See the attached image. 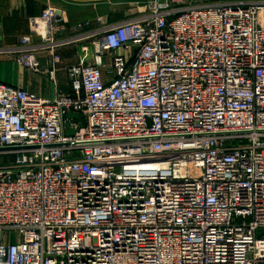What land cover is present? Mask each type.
Instances as JSON below:
<instances>
[{
	"label": "built area",
	"instance_id": "2783aa9c",
	"mask_svg": "<svg viewBox=\"0 0 264 264\" xmlns=\"http://www.w3.org/2000/svg\"><path fill=\"white\" fill-rule=\"evenodd\" d=\"M189 1L68 40L46 7L4 51L93 54L67 95L0 83V264H264V7Z\"/></svg>",
	"mask_w": 264,
	"mask_h": 264
},
{
	"label": "crops",
	"instance_id": "0c3cea01",
	"mask_svg": "<svg viewBox=\"0 0 264 264\" xmlns=\"http://www.w3.org/2000/svg\"><path fill=\"white\" fill-rule=\"evenodd\" d=\"M103 2L114 6L118 4ZM46 7L55 9L63 19L62 32L59 35L61 40L75 38L83 31L96 29L99 27L98 18L109 16H100L105 12L102 13L103 8L96 0H0V83L22 88L42 98L53 99L58 94H70L67 67L83 59L87 53L83 49L85 43L80 42L76 46H64L57 50L61 57L60 63L56 65L55 82L49 78V71L54 69L50 52L41 55L42 73L23 69L15 59L4 53L18 46L21 39L30 34L29 19L39 16ZM86 22L90 23L86 30L77 28L78 24ZM33 43L38 44L39 39L33 37ZM91 50L90 48L88 53ZM104 77L109 79L105 70Z\"/></svg>",
	"mask_w": 264,
	"mask_h": 264
},
{
	"label": "rangeland",
	"instance_id": "374dc122",
	"mask_svg": "<svg viewBox=\"0 0 264 264\" xmlns=\"http://www.w3.org/2000/svg\"><path fill=\"white\" fill-rule=\"evenodd\" d=\"M96 1H99L100 5L102 6V8H103L102 13L105 12V14L100 15V16H109L107 23H119V22H122L126 19H130L132 17L144 14L147 11V8H146L147 5L149 3L155 2L156 0H96ZM103 1H106V3L111 2V3H118V4H117V6H114V5H111L109 3L105 4V2H103ZM160 1H165V0H160ZM224 2H234V3H238V4H255V5H260V6L264 7V0H191V1L187 2L186 5H200V4L213 5V4L224 3ZM104 7H106V9H104ZM97 22H98V20H97ZM39 42H40V39H39ZM74 44L76 46L79 43H73V44H71V46H73ZM83 47H84L83 49L85 50V51L84 50L83 51L87 52L86 55L83 56V59L88 60L89 57L92 56V50H91V53H88V52H90V48L92 47V44L90 45V41H87V42H85V45ZM57 50L58 49L55 50V53H52L50 51L49 52L51 53V56L53 58H54V56H57L60 59L61 56ZM79 61H77L75 63H78ZM75 63H73V64H75ZM1 164L2 163H1V159H0V165Z\"/></svg>",
	"mask_w": 264,
	"mask_h": 264
},
{
	"label": "water",
	"instance_id": "95a60500",
	"mask_svg": "<svg viewBox=\"0 0 264 264\" xmlns=\"http://www.w3.org/2000/svg\"><path fill=\"white\" fill-rule=\"evenodd\" d=\"M72 117H74L73 114H69V118H72ZM76 118H77V117H76ZM69 133H70V132H69Z\"/></svg>",
	"mask_w": 264,
	"mask_h": 264
}]
</instances>
